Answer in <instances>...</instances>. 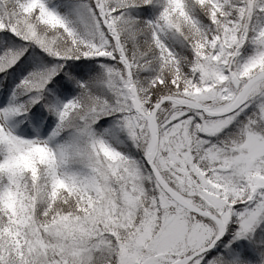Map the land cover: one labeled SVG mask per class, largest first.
Returning <instances> with one entry per match:
<instances>
[{
	"label": "snow or ice",
	"instance_id": "obj_1",
	"mask_svg": "<svg viewBox=\"0 0 264 264\" xmlns=\"http://www.w3.org/2000/svg\"><path fill=\"white\" fill-rule=\"evenodd\" d=\"M0 264H264V0H0Z\"/></svg>",
	"mask_w": 264,
	"mask_h": 264
}]
</instances>
